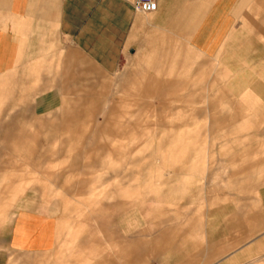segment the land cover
<instances>
[{
  "label": "rangeland",
  "instance_id": "rangeland-1",
  "mask_svg": "<svg viewBox=\"0 0 264 264\" xmlns=\"http://www.w3.org/2000/svg\"><path fill=\"white\" fill-rule=\"evenodd\" d=\"M140 60L139 72L123 66L111 78L113 82L104 84L108 90L48 97L33 94L19 102L9 100L10 114L3 121L22 138H2L1 113L0 166L12 162L8 159L24 160L15 162L21 163L22 169H14L12 174L8 168L0 169V196L4 187H17L14 199L9 200V216L0 221V254L24 252L9 247L7 237L16 210L28 208L57 218L51 251L82 249L84 262L97 248L99 264H264V99L250 92L246 84L230 83V73L222 62L186 47L182 48L179 71L169 70L168 65L154 67L147 58ZM182 82L188 85L173 86L172 91L191 92L189 96H158L150 89L139 93L115 90ZM86 95L94 99L96 107L91 128L104 120L102 112L118 98L142 103L135 116L156 127L140 129L137 133L142 136L124 140V146L133 148L132 155L124 156L126 163L115 172H97L100 179L87 183L84 195H76L74 182L64 186L61 181L68 174L75 178L87 170L85 153L93 142L89 140L90 124L84 118L79 121L73 150L52 153L51 148L61 145L57 140L62 137L56 127L59 121L52 115L73 105V98ZM189 97L197 99L196 103H182L177 111L181 102L175 101ZM164 105L170 108L169 113L162 112ZM204 113L211 119L221 114L219 118L227 123L222 120L221 125L200 127L198 114ZM178 115L191 125L178 127ZM129 117L121 115L122 119ZM166 123L173 127L167 129ZM189 129V139L180 143L189 142V149L167 141L166 133L177 136ZM24 141L33 150L31 154L18 155L8 144ZM158 149L165 150L163 159L162 153H156ZM34 167H40L38 174L31 171ZM114 175L130 178L116 182L111 178ZM117 183L122 184V193L108 198L105 194L115 191ZM90 190L94 197L88 194ZM94 208L99 213L93 212ZM112 240L126 245L125 255L130 258L125 263L120 260L122 246L113 247Z\"/></svg>",
  "mask_w": 264,
  "mask_h": 264
},
{
  "label": "crops",
  "instance_id": "crops-1",
  "mask_svg": "<svg viewBox=\"0 0 264 264\" xmlns=\"http://www.w3.org/2000/svg\"><path fill=\"white\" fill-rule=\"evenodd\" d=\"M133 2L0 0V114L4 113L1 119L2 138H22L19 132L18 135L11 132L13 127L7 124L8 121H3L10 114L12 105L9 100L19 102V98L33 94L48 97L108 90L104 84H108L109 80L113 82L111 78L123 66L134 67L133 72H139L137 68L142 66L141 58H147L154 67L168 65L169 70L179 71L183 47L207 59L219 60L230 73V83L246 84L250 92L255 91L258 98L264 99V0H155V7L151 10H136ZM187 85L183 82L175 85H134L130 88L116 87L115 90L139 93L150 89L158 96L179 97L189 96L191 92L177 93L172 91V87L184 88ZM89 86L95 88L88 89ZM33 89L35 92L31 93ZM70 101L73 105L61 108L57 116L52 115L59 121L56 127L62 137L57 140L61 145L52 147L50 152L73 150L71 143L75 140L73 136L79 133L76 127L79 121L84 118L90 124L89 140L93 142L87 145L85 153L87 170L79 172L80 176L75 178L68 174L61 181L64 186L74 182L76 195H82L86 193L84 189L87 183L100 179L97 172H115L116 167L126 163L124 156L132 155L133 148L130 150V146H124V140L140 137L143 135L137 133L140 129L148 130L156 126L135 116L142 103L118 98L102 112L104 120L96 122L91 128L93 123L90 118L96 109L94 99L86 95ZM89 101L92 104H84ZM196 101L190 97L179 98L175 102L181 103L176 109L179 111L182 103L193 105ZM132 106H135V110ZM163 111L169 113L170 108L164 105ZM191 112L194 113V110ZM128 114L129 118H121V115ZM213 116L211 119L207 113L198 114L199 121L202 120V123L198 121L199 126L211 128L221 125L222 120L227 123V119L219 118L221 114ZM177 117L180 120L184 116ZM190 125L186 120H180L178 127ZM164 126L167 129L173 127L171 123ZM190 133V129L177 135L180 137L166 133L167 141L180 144ZM188 143L183 141L180 145L189 149ZM8 144L14 146L18 155L33 152L25 141ZM18 144H24L23 148L17 149ZM164 151L156 150V153H162L161 159L165 157ZM168 151L171 152L170 149ZM25 159L28 160V157ZM19 160L24 159H8L6 161L12 162L1 165L0 169H10L9 174L14 169L21 170V163L15 164ZM38 168H32L31 171L38 174ZM111 178L117 182L130 177L114 175ZM111 178H107V181ZM131 178L135 179L134 175ZM121 185L117 183V189L105 195L108 198L120 196ZM9 186L1 191L0 221L9 216V200L14 199L17 190V187ZM88 194L94 197L92 190ZM65 206L69 207V203ZM93 212L99 213V209L94 208ZM14 214L7 243L12 249L24 252L0 254V264H99L97 248L91 251L93 254L86 262L82 261V249L51 251L56 237L55 216L28 208H20ZM112 244L113 247L122 246L120 260L125 263L130 257L125 255L124 242L112 240Z\"/></svg>",
  "mask_w": 264,
  "mask_h": 264
},
{
  "label": "built area",
  "instance_id": "built-area-1",
  "mask_svg": "<svg viewBox=\"0 0 264 264\" xmlns=\"http://www.w3.org/2000/svg\"><path fill=\"white\" fill-rule=\"evenodd\" d=\"M133 6L136 10H151L155 7V0H134Z\"/></svg>",
  "mask_w": 264,
  "mask_h": 264
}]
</instances>
